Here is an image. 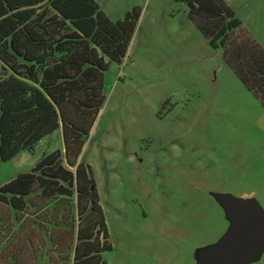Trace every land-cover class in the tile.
<instances>
[{
  "label": "rangeland",
  "instance_id": "rangeland-1",
  "mask_svg": "<svg viewBox=\"0 0 264 264\" xmlns=\"http://www.w3.org/2000/svg\"><path fill=\"white\" fill-rule=\"evenodd\" d=\"M95 1L112 21L133 7L141 11L122 63L109 61L103 71L104 100L80 155L91 167L112 245L103 259L264 264V241L221 256L239 221L228 203L251 200L264 210V107L184 3ZM225 2L264 49V0ZM5 73L0 62V77ZM55 150L63 154L61 126L32 152L1 162L0 186Z\"/></svg>",
  "mask_w": 264,
  "mask_h": 264
},
{
  "label": "trees",
  "instance_id": "trees-1",
  "mask_svg": "<svg viewBox=\"0 0 264 264\" xmlns=\"http://www.w3.org/2000/svg\"><path fill=\"white\" fill-rule=\"evenodd\" d=\"M174 1L264 107V49L235 11L225 0ZM140 12L112 21L95 0H0V163L60 126L64 142L63 154H43L0 186V264H107L112 245L80 155L103 71L122 63Z\"/></svg>",
  "mask_w": 264,
  "mask_h": 264
},
{
  "label": "water",
  "instance_id": "water-1",
  "mask_svg": "<svg viewBox=\"0 0 264 264\" xmlns=\"http://www.w3.org/2000/svg\"><path fill=\"white\" fill-rule=\"evenodd\" d=\"M228 208L239 221L228 233L226 251L221 255L223 257L230 256L236 251L250 250L264 241V210L257 202L230 201Z\"/></svg>",
  "mask_w": 264,
  "mask_h": 264
},
{
  "label": "crops",
  "instance_id": "crops-1",
  "mask_svg": "<svg viewBox=\"0 0 264 264\" xmlns=\"http://www.w3.org/2000/svg\"><path fill=\"white\" fill-rule=\"evenodd\" d=\"M40 142H41V141H40ZM40 142H39V143H40Z\"/></svg>",
  "mask_w": 264,
  "mask_h": 264
},
{
  "label": "flooded vegetation",
  "instance_id": "flooded-vegetation-1",
  "mask_svg": "<svg viewBox=\"0 0 264 264\" xmlns=\"http://www.w3.org/2000/svg\"><path fill=\"white\" fill-rule=\"evenodd\" d=\"M211 192V191H210Z\"/></svg>",
  "mask_w": 264,
  "mask_h": 264
}]
</instances>
